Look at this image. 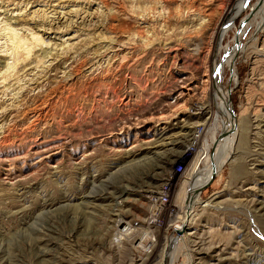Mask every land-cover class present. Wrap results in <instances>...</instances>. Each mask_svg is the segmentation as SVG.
Returning a JSON list of instances; mask_svg holds the SVG:
<instances>
[{
    "label": "rangeland",
    "instance_id": "1",
    "mask_svg": "<svg viewBox=\"0 0 264 264\" xmlns=\"http://www.w3.org/2000/svg\"><path fill=\"white\" fill-rule=\"evenodd\" d=\"M249 2L0 0V264H264V26L221 77L233 153L177 232Z\"/></svg>",
    "mask_w": 264,
    "mask_h": 264
},
{
    "label": "bare ground",
    "instance_id": "2",
    "mask_svg": "<svg viewBox=\"0 0 264 264\" xmlns=\"http://www.w3.org/2000/svg\"><path fill=\"white\" fill-rule=\"evenodd\" d=\"M249 4H250L249 0H246V3L244 4L243 9H246L249 6ZM263 26H264V0H259V4H258L255 12L253 11V13L250 15V17H248V19L245 20L243 29L238 36L239 38L235 40L236 42H235L234 48L232 50L230 49V51H228L230 48L229 47L226 50V51H228L226 61L225 62H220V61L217 62V65L219 67V75H218V79L214 85V98L217 102L218 111H217V115H216L215 120H216V123L219 124V128L221 130L223 129L224 132H223V135L220 137L219 142L217 139H215V141H216L215 145L217 146V155H216L215 161H213V163H212L211 159L209 158L211 147H210V145H208L205 142L203 149H202V153L200 154L199 158H197L195 165H193V167L190 169V172L188 174V179L185 182V190L187 189V191L185 192V190H184V192L186 195V193L188 192V188H190L189 196L187 197V195H186L185 198H182L183 202H184L183 209L185 211V214H184V217L182 218V224L179 225L180 227H184L185 232L187 231L186 229L189 227V224H192V222L194 221V218L196 217L194 209H195V198H196L198 192L203 187L204 183H206L208 178L212 174H215L220 169H222V167L230 160V156L233 153L232 146H233V143L237 139V134L239 133L238 132V128H239L238 126L239 125L234 120L232 112H231L230 100H231V95H232L231 92L232 91L229 90L228 86L224 85V83L222 82V80H223V78H221L222 74L224 73L226 68L229 67L231 70H233L231 82L234 84L237 82L238 73H237V68L235 65L237 55L240 51L243 52L246 50V46L243 44L242 35L246 32V30L248 28L255 27V31H254L255 32L254 36H255L258 32H260L263 29ZM13 31H15V30H12L11 32L13 33ZM33 35L35 38L38 37V36H36V34H33ZM19 39H20V37H19ZM18 40L16 42H14V44H16L18 46H23V47L16 49L17 54L19 56L14 57V62L17 63V61L19 60L21 64L24 63L23 65H21V66H23V68L20 67V68H22V70H24L25 67H27L29 64H31V62L27 63L28 59L26 60L25 57L20 56L21 53L26 52L27 48L25 49V46L27 43L23 44L24 42L21 43ZM31 40H33V38ZM47 45H48V43H47ZM13 56H15V54ZM23 58H25V59H23ZM19 71H17L14 76L19 75V73H20ZM19 77H20V75H19ZM10 78L11 77L9 74L8 79H10ZM4 81H6V80H4ZM46 96H48V95H46ZM196 139H198V138H196ZM190 162H192V161H190ZM210 163H212V164H210ZM190 165H191V163L189 164V166ZM184 173H186V171ZM188 185H189V187L187 188ZM181 213H182V211H181ZM177 219H180V218L177 217ZM140 247L142 249H144V246L142 244L140 245ZM171 250L169 253L170 255L173 254L172 253L173 250L172 251ZM172 260H173V258H172Z\"/></svg>",
    "mask_w": 264,
    "mask_h": 264
},
{
    "label": "built area",
    "instance_id": "3",
    "mask_svg": "<svg viewBox=\"0 0 264 264\" xmlns=\"http://www.w3.org/2000/svg\"><path fill=\"white\" fill-rule=\"evenodd\" d=\"M198 135V134H197ZM193 152V151H192ZM186 168H187V165L186 166H184L183 164H179L178 165V167L176 168V171L177 172H181L182 170V175H184V172L186 171ZM167 185H166V187L164 186V189H168L169 191H171V186L169 187L168 185H170L171 183L168 181L167 183H166ZM169 193V192H168ZM168 193H164V195H163V199H164V202L165 203H167L168 204V201H169V199H167V198H165L167 195H168ZM156 200V199H155ZM157 201V200H156ZM166 205V204H165Z\"/></svg>",
    "mask_w": 264,
    "mask_h": 264
},
{
    "label": "water",
    "instance_id": "4",
    "mask_svg": "<svg viewBox=\"0 0 264 264\" xmlns=\"http://www.w3.org/2000/svg\"><path fill=\"white\" fill-rule=\"evenodd\" d=\"M223 132H224V131L221 132V135L219 136V138L223 135ZM177 232H178L179 234L183 233V232H184V227H179V228H177Z\"/></svg>",
    "mask_w": 264,
    "mask_h": 264
}]
</instances>
